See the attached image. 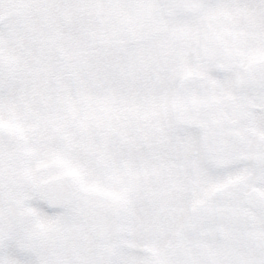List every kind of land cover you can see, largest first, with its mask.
Listing matches in <instances>:
<instances>
[{
  "label": "snow or ice",
  "instance_id": "snow-or-ice-1",
  "mask_svg": "<svg viewBox=\"0 0 264 264\" xmlns=\"http://www.w3.org/2000/svg\"><path fill=\"white\" fill-rule=\"evenodd\" d=\"M0 264H264V0H0Z\"/></svg>",
  "mask_w": 264,
  "mask_h": 264
}]
</instances>
